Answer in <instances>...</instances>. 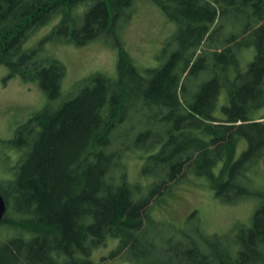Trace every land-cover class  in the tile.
<instances>
[{"label": "trees", "instance_id": "obj_1", "mask_svg": "<svg viewBox=\"0 0 264 264\" xmlns=\"http://www.w3.org/2000/svg\"><path fill=\"white\" fill-rule=\"evenodd\" d=\"M136 1L0 0V65L46 96L0 138L17 155L1 165L0 264H96L91 252L107 236L126 264H264V187L248 188L246 175L264 154V0H150L177 29L163 61L142 70L120 35ZM99 38L116 48L115 74L91 73L63 94L65 66L38 58L42 44ZM130 153L144 187L129 181ZM192 175L225 204L256 200L250 221L207 233L189 217L180 227L156 216L164 194ZM174 241L170 256L164 244Z\"/></svg>", "mask_w": 264, "mask_h": 264}, {"label": "rangeland", "instance_id": "obj_2", "mask_svg": "<svg viewBox=\"0 0 264 264\" xmlns=\"http://www.w3.org/2000/svg\"><path fill=\"white\" fill-rule=\"evenodd\" d=\"M55 22L56 19H53L31 34L23 43V48L37 47L40 40L50 33ZM235 28L237 31L238 26ZM176 29V24L167 19L156 4L150 0H137L131 19L120 35L125 49L131 54L136 66L142 70L145 67L157 66L163 61L162 49L172 38ZM229 31V27L221 28L222 34L227 35ZM176 47L177 44L172 42L168 46V52ZM252 53V49L249 48L241 51L242 67L245 68L247 62L252 59ZM37 57L41 59L55 57L64 64L66 73L61 82V90L65 94L70 91L74 83L91 73L102 72L113 76L117 51L103 38L81 46L46 41L42 44ZM8 74V69L0 65V138L4 141L13 136L14 129L20 122L27 120L46 103L45 93L39 88L37 82H24L19 76L8 77ZM260 112L264 114V105ZM245 148L246 142L242 140L237 145L235 157L238 158ZM7 154L8 159L3 157ZM16 157V153L5 144L0 146V177L3 176L1 165L12 164ZM128 159L129 181L138 182L144 187L149 179L139 174L141 161L132 153L128 154ZM246 175L251 181L248 188L257 187L259 184L264 187V154L262 162L250 168ZM257 204L258 202L253 198L242 199L235 204H225L215 196L214 191L203 179L192 175L174 184L164 194L163 202L155 208V214L181 225L180 227L189 225L186 223L189 217L191 224L198 221L200 227L207 233H223L235 223L247 224ZM193 214L194 217H190ZM153 241L162 243L156 239ZM179 243L174 241L164 244L170 246V256ZM117 245L118 239L107 236L102 244L93 248L90 257L96 264H126L122 255H116ZM162 258L165 261L166 255Z\"/></svg>", "mask_w": 264, "mask_h": 264}, {"label": "water", "instance_id": "obj_3", "mask_svg": "<svg viewBox=\"0 0 264 264\" xmlns=\"http://www.w3.org/2000/svg\"><path fill=\"white\" fill-rule=\"evenodd\" d=\"M3 213H4V202H3V199H2V197L0 195V219H1L2 215H3Z\"/></svg>", "mask_w": 264, "mask_h": 264}]
</instances>
